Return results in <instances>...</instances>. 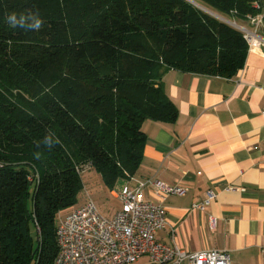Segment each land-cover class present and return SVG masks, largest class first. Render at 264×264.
<instances>
[{"label":"trees","instance_id":"16d2710c","mask_svg":"<svg viewBox=\"0 0 264 264\" xmlns=\"http://www.w3.org/2000/svg\"><path fill=\"white\" fill-rule=\"evenodd\" d=\"M254 2L0 0V264H54L81 175L95 169L112 189L136 172L143 123L177 116L167 70L236 75L247 44L232 23L258 14ZM29 10L39 31L8 24Z\"/></svg>","mask_w":264,"mask_h":264},{"label":"crops","instance_id":"0c3cea01","mask_svg":"<svg viewBox=\"0 0 264 264\" xmlns=\"http://www.w3.org/2000/svg\"><path fill=\"white\" fill-rule=\"evenodd\" d=\"M161 86L177 116L143 123L142 158L124 187L152 180L185 191L160 199L153 187L142 190L145 201L165 210L160 243L226 251L231 264H264V51L247 53L230 79L169 69ZM208 191L215 199L192 210ZM137 264L151 263L142 257Z\"/></svg>","mask_w":264,"mask_h":264},{"label":"built area","instance_id":"2783aa9c","mask_svg":"<svg viewBox=\"0 0 264 264\" xmlns=\"http://www.w3.org/2000/svg\"><path fill=\"white\" fill-rule=\"evenodd\" d=\"M263 4L264 0H255L254 8L260 12L247 16L245 23H232L242 34L247 53L264 51ZM146 186L153 187L160 199L185 193L183 189L152 180L133 189L125 186L116 194L119 209L110 218L104 217L86 195L83 205L59 213L57 217L58 251L54 264H137L142 257L151 264H231L226 251L192 253L157 241V232L166 226V214L160 205L144 200L142 190ZM214 199L215 195L208 191L206 200L194 204L192 210L203 211ZM209 226L214 228L215 219H209Z\"/></svg>","mask_w":264,"mask_h":264},{"label":"rangeland","instance_id":"374dc122","mask_svg":"<svg viewBox=\"0 0 264 264\" xmlns=\"http://www.w3.org/2000/svg\"><path fill=\"white\" fill-rule=\"evenodd\" d=\"M198 7V6H197ZM199 8V7H198ZM82 188L76 196L75 207L81 206L86 200V195L94 202L99 212L107 218L112 217L119 209V203L114 198L113 193H119L125 184V180L120 178L112 189L107 188L100 174L95 169H89L81 175ZM34 190V185L30 187V193ZM32 202L29 200V207Z\"/></svg>","mask_w":264,"mask_h":264},{"label":"clouds","instance_id":"9594fccd","mask_svg":"<svg viewBox=\"0 0 264 264\" xmlns=\"http://www.w3.org/2000/svg\"><path fill=\"white\" fill-rule=\"evenodd\" d=\"M6 19L13 28L21 27L25 31H39L43 27V18L40 14L30 10L22 13L12 12ZM45 143L48 147H52L53 141L51 137H45Z\"/></svg>","mask_w":264,"mask_h":264},{"label":"water","instance_id":"95a60500","mask_svg":"<svg viewBox=\"0 0 264 264\" xmlns=\"http://www.w3.org/2000/svg\"><path fill=\"white\" fill-rule=\"evenodd\" d=\"M189 1V0H188ZM201 8V7H200ZM202 10H204V9H202ZM206 12H208L209 14H211V15H213V16H215V17H217L216 15H214V14H212L211 12H209V11H207V10H205ZM217 18H219V17H217ZM233 25V24H232Z\"/></svg>","mask_w":264,"mask_h":264}]
</instances>
